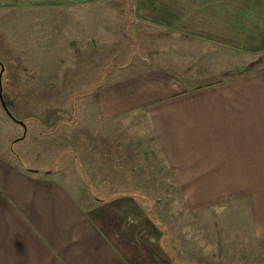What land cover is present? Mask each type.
<instances>
[{
  "label": "rangeland",
  "instance_id": "rangeland-1",
  "mask_svg": "<svg viewBox=\"0 0 264 264\" xmlns=\"http://www.w3.org/2000/svg\"><path fill=\"white\" fill-rule=\"evenodd\" d=\"M127 3L0 0L3 97L14 116L27 125L26 136L19 140L25 130L0 101V154L24 156L28 168L51 166L56 178L76 181L82 196L95 204L134 198L140 206L135 210L145 213L151 227L167 233L165 247L177 252L181 264H264V254L254 260L248 253L223 251L212 239L210 248L215 251L206 252L207 233L198 244L192 234L195 223L217 230L223 225L217 214L221 209L213 211L214 225L211 217L207 223L201 217L196 221L185 189L157 154L146 120L142 115L135 117L138 120L117 119L108 96L109 86L154 69L173 73L176 91H190L235 79H226L228 75L219 72L222 68L238 74L235 69L244 71L253 61L254 68L263 67L264 45L256 44L249 29L233 28L231 44H211L189 36L193 33L183 36L179 28L177 33L161 21L182 14L190 32L214 22L240 25L246 17L252 25L264 24V0Z\"/></svg>",
  "mask_w": 264,
  "mask_h": 264
},
{
  "label": "crops",
  "instance_id": "crops-1",
  "mask_svg": "<svg viewBox=\"0 0 264 264\" xmlns=\"http://www.w3.org/2000/svg\"><path fill=\"white\" fill-rule=\"evenodd\" d=\"M167 20L161 23L201 42L231 44L236 28L249 29L264 45V24L252 25L247 17L240 25L214 22L191 32L182 14ZM255 20L260 22L257 14ZM235 70L219 71L235 78L228 82L176 91L173 73L154 69L109 86L108 96L117 119L146 120L196 221L211 217L214 225L213 211L221 209L217 230L195 223L198 244L207 233L206 252L215 251L212 239L223 251L256 260L264 254V66ZM16 157L0 154V264H181L165 247L167 233L151 227L134 198L95 204L76 181L56 178L51 166L28 168L24 156Z\"/></svg>",
  "mask_w": 264,
  "mask_h": 264
},
{
  "label": "water",
  "instance_id": "water-1",
  "mask_svg": "<svg viewBox=\"0 0 264 264\" xmlns=\"http://www.w3.org/2000/svg\"><path fill=\"white\" fill-rule=\"evenodd\" d=\"M0 67H1V70H0V101H1V104H2V107L4 109V111L7 113V115L17 124H19L20 126H22L25 130V133H24V136L19 139V140H23L24 137L26 136L27 134V125L26 123L23 121V120H20L18 119L17 117L14 116V114L11 112V110L8 108L5 100H4V97H3V76H4V73H5V65L4 63L0 62Z\"/></svg>",
  "mask_w": 264,
  "mask_h": 264
},
{
  "label": "trees",
  "instance_id": "trees-1",
  "mask_svg": "<svg viewBox=\"0 0 264 264\" xmlns=\"http://www.w3.org/2000/svg\"><path fill=\"white\" fill-rule=\"evenodd\" d=\"M125 4L128 6L127 0H125ZM256 64H257V61H255L254 63H251L249 65V67L245 68L244 70H247L248 71V70L254 68ZM241 71H242V69H241Z\"/></svg>",
  "mask_w": 264,
  "mask_h": 264
},
{
  "label": "flooded vegetation",
  "instance_id": "flooded-vegetation-1",
  "mask_svg": "<svg viewBox=\"0 0 264 264\" xmlns=\"http://www.w3.org/2000/svg\"><path fill=\"white\" fill-rule=\"evenodd\" d=\"M6 71V70H5ZM5 74V73H4Z\"/></svg>",
  "mask_w": 264,
  "mask_h": 264
}]
</instances>
